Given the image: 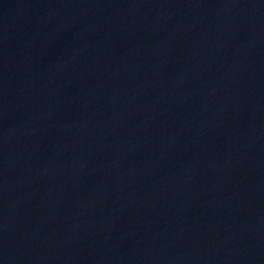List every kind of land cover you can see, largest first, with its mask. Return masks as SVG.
<instances>
[{
  "label": "water",
  "instance_id": "water-1",
  "mask_svg": "<svg viewBox=\"0 0 264 264\" xmlns=\"http://www.w3.org/2000/svg\"><path fill=\"white\" fill-rule=\"evenodd\" d=\"M0 264H264V0H0Z\"/></svg>",
  "mask_w": 264,
  "mask_h": 264
}]
</instances>
